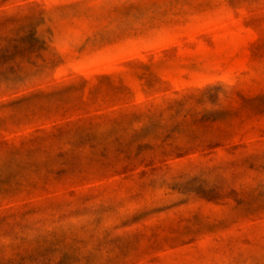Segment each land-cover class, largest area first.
<instances>
[{"label": "rangeland", "instance_id": "rangeland-1", "mask_svg": "<svg viewBox=\"0 0 264 264\" xmlns=\"http://www.w3.org/2000/svg\"><path fill=\"white\" fill-rule=\"evenodd\" d=\"M0 264H264V0H0Z\"/></svg>", "mask_w": 264, "mask_h": 264}]
</instances>
